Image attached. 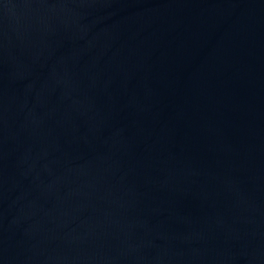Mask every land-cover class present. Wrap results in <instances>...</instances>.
<instances>
[{
  "label": "water",
  "instance_id": "obj_1",
  "mask_svg": "<svg viewBox=\"0 0 264 264\" xmlns=\"http://www.w3.org/2000/svg\"><path fill=\"white\" fill-rule=\"evenodd\" d=\"M0 264H264V0H0Z\"/></svg>",
  "mask_w": 264,
  "mask_h": 264
}]
</instances>
